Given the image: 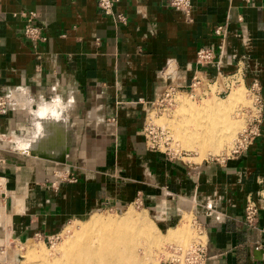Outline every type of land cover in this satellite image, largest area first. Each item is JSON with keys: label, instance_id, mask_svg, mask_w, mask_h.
Returning <instances> with one entry per match:
<instances>
[{"label": "crops", "instance_id": "crops-1", "mask_svg": "<svg viewBox=\"0 0 264 264\" xmlns=\"http://www.w3.org/2000/svg\"><path fill=\"white\" fill-rule=\"evenodd\" d=\"M98 1L0 0V93L14 96L0 114V264H15L14 247L136 203L164 233L192 214L206 264H264V0H192L188 14L168 0H119L105 14ZM21 11L35 12L43 40L25 36ZM200 47L217 65L196 64ZM218 70L239 82L214 84L207 98L259 94L246 150L201 162L150 150L153 102ZM248 199L259 207L255 228L244 222Z\"/></svg>", "mask_w": 264, "mask_h": 264}, {"label": "rangeland", "instance_id": "rangeland-1", "mask_svg": "<svg viewBox=\"0 0 264 264\" xmlns=\"http://www.w3.org/2000/svg\"><path fill=\"white\" fill-rule=\"evenodd\" d=\"M210 89L211 92H215V90L212 91V86H210ZM234 92L235 91H233L231 94H233ZM228 94L229 93H225L220 96L216 95L218 97H214V99L202 97L201 101H196L194 99H191L190 96L186 93H180L176 98V103H170V96H168L165 100H160L158 102V105L152 104L150 106L149 112L153 109V111L156 112H154L152 118H149L148 112L146 122L148 124V122L150 121L151 124L160 126L165 131H168L173 137L174 147L178 150V152H186L185 154H181V156H184V160L201 162L205 159H213L214 156H226L229 154L230 150L234 148V145L236 143V140L239 138V135L245 129L249 130L250 128L254 127L256 122L255 117L257 115L256 108L253 106L255 99L250 96L249 91L248 93L244 91V93H242V100L228 111H222L224 113L210 111V106L214 102L228 105V100L231 96V94ZM182 104H185L187 108L182 109ZM183 110H195L196 112L203 113L204 117L202 119L200 117H195L190 120H193L195 124L204 123V126H206L212 131L215 130L212 126L213 120H217L216 122L218 124L217 129L215 131V135H219L218 138L223 141L222 145H224V148L222 147L221 152L210 153V151L208 150L209 148H206V157L202 158L201 150L195 144H192L193 148L186 147L184 141L181 137H178L174 129V126L177 125L180 121L181 123L184 122L183 124H185L186 121H189L188 116L186 115L190 114V111L188 112ZM163 118L167 121L162 122ZM129 213H134L136 215L139 226L142 228V231H144L146 234L145 239L146 236H149L148 242H145L146 240H142L143 245L140 243L138 247H135V245H133L134 247L130 246V250L135 252V254L137 253L136 255L139 258L144 259L145 262H147L146 264H178V262L172 261L170 259V251L175 252L176 248L188 250L199 239L197 230L192 225V214L190 215L188 227H186L183 232H178V234L172 231H167L164 233L161 228L158 227L159 223L153 215L152 211L138 204H130L121 208L100 210L96 212V214L98 215H96L95 217L101 216L110 217L112 219H118L126 216ZM88 217L67 224V226L62 230V232L56 236H53L49 242H45L41 239H34L31 240L30 243L24 245L21 244L17 247H14L13 250H9L13 263H42L41 259H34L31 257L32 251L34 250L46 252L48 255H54L53 257H55L56 255L59 256V250L62 247L67 246L65 242L71 239L72 236H74L77 232L82 229V226L87 221L82 223L80 222L84 221ZM204 238L205 237L203 236L202 239ZM146 248L148 249V251L146 250Z\"/></svg>", "mask_w": 264, "mask_h": 264}, {"label": "bare ground", "instance_id": "bare-ground-1", "mask_svg": "<svg viewBox=\"0 0 264 264\" xmlns=\"http://www.w3.org/2000/svg\"><path fill=\"white\" fill-rule=\"evenodd\" d=\"M242 93L244 92L231 94L228 105L214 102L210 106V111L220 113L228 111L242 100ZM253 98L255 99V97ZM196 101H201V98ZM181 107L182 109L187 108L185 104H182ZM183 111L189 112L190 110ZM186 116H188L189 121H186L185 124L180 121L174 126L178 137L182 138L186 147L193 148L192 144H195L201 150L202 158L206 157V148H209L210 153L221 152L224 145H222L223 141L218 138L219 135H215L217 120H213L212 126L215 130L212 131L204 126V123L195 124L193 120H190L195 117L202 119L204 117L203 113L191 110L190 114ZM166 121V119H162V122ZM167 135L170 138L173 151L180 153L174 147L173 137L168 131ZM238 140L239 138L236 141ZM0 180L3 181V179ZM186 226L187 224H183L178 231L183 232ZM145 235L134 213H129L118 219L97 216L84 223L82 229L65 242L67 246L59 250V256L53 257L54 255H48L46 252L34 250L31 257L41 259L42 263L40 264H146L147 262L144 259L139 258L136 255L137 253L135 254L130 250V246L135 245V247H138L140 243L143 245L142 240L148 242L149 236H146L145 239ZM146 250L148 251L147 248ZM186 252L187 250L176 248L175 252L170 251V259L178 262V264H185L184 255Z\"/></svg>", "mask_w": 264, "mask_h": 264}, {"label": "built area", "instance_id": "built-area-1", "mask_svg": "<svg viewBox=\"0 0 264 264\" xmlns=\"http://www.w3.org/2000/svg\"><path fill=\"white\" fill-rule=\"evenodd\" d=\"M119 0H99L98 6L99 8L105 13V14H111L113 6L115 3H117ZM250 1V0H246ZM168 3L173 8L182 11L184 13L189 12L191 6H192V0H168ZM20 16L24 20V27L23 32L25 36L31 41V42H38L44 39L41 28L35 23V12L34 11H21L19 12ZM117 19L121 21H125V17L122 14L117 15ZM215 34L218 36H223L225 34L224 27L223 26H217L214 30ZM195 62L198 66L205 67L209 65H217V56L215 51L210 47H200L195 56ZM219 78L221 81H219ZM240 77L239 76H230L225 75L220 72V70L217 71L216 77L213 80H208L204 77H198L195 76L192 79V82L187 88H182L180 86L171 85L168 86L165 92L153 102V105H158L160 100H165L166 97L170 96V103L175 102L176 98L180 93L186 92L187 95H189L194 100H199L202 97H206L210 95V86H213L214 84L216 88H219L220 85L224 82L231 84V83H238ZM215 88V89H216ZM227 89H231V87L227 86ZM221 90H225L224 88H221ZM219 93V92H218ZM216 93L217 95H219ZM249 94L253 97H255V101L253 103V106L256 108V122L253 128L245 129L240 135L239 140L236 141L234 148H232L228 155H235L238 153H241L242 151L246 150L248 145L251 143L254 136L257 134V122L259 118V113L261 109V100L259 97V94L255 92L254 90H249ZM14 96L12 94L7 93H0V114H4L7 112V110L10 108V106L13 104ZM150 122V121H149ZM145 124L143 128V135L144 138L148 144V147L152 151H158L168 158H176L181 156L182 153H176L173 151L170 145V138H168L167 131L163 130L160 126H157L155 124H151V122ZM226 156H214L213 159L215 160H221ZM0 179H3L0 177ZM3 181L0 180V194L3 190ZM259 197L264 202V181L261 182V188L259 190ZM140 205L139 203H136ZM258 210L259 207L257 205V202L253 199H248L243 210V217L244 222L247 226L255 228L258 223ZM193 226L197 230L198 234V241H196L193 246L187 250V252L184 255V263L185 264H206L207 263V252H206V246L205 241L202 239L203 233L201 228L194 222H192ZM51 237H37L36 239H41L44 241H50ZM258 248V247H257ZM264 251V246L262 247Z\"/></svg>", "mask_w": 264, "mask_h": 264}, {"label": "water", "instance_id": "water-1", "mask_svg": "<svg viewBox=\"0 0 264 264\" xmlns=\"http://www.w3.org/2000/svg\"><path fill=\"white\" fill-rule=\"evenodd\" d=\"M46 159H48V158H46Z\"/></svg>", "mask_w": 264, "mask_h": 264}]
</instances>
